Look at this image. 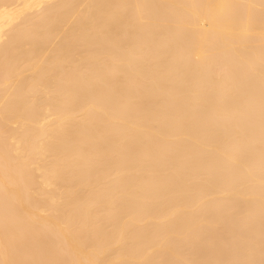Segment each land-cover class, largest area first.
I'll use <instances>...</instances> for the list:
<instances>
[{"label":"bare ground","instance_id":"6f19581e","mask_svg":"<svg viewBox=\"0 0 264 264\" xmlns=\"http://www.w3.org/2000/svg\"><path fill=\"white\" fill-rule=\"evenodd\" d=\"M0 264H264V0H0Z\"/></svg>","mask_w":264,"mask_h":264}]
</instances>
